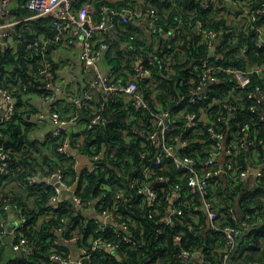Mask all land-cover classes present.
<instances>
[{"label": "built area", "instance_id": "built-area-1", "mask_svg": "<svg viewBox=\"0 0 264 264\" xmlns=\"http://www.w3.org/2000/svg\"><path fill=\"white\" fill-rule=\"evenodd\" d=\"M114 1L117 0H110V2ZM196 1H199L202 9L212 8L213 12L209 13L208 18L214 15L213 23L221 25L224 22L225 25H222L232 33V36L224 41L222 28L217 24L212 26L209 20L204 21L191 15L187 20L179 17L176 26L171 32H167L168 36H177L179 28L187 24L191 30L188 39L196 46L204 45L207 55L199 59L194 70H190L192 74L197 71L194 86L187 87V91L180 95L173 105L156 103V106L152 107L145 101L137 87L139 81L151 74L149 68L141 65V59L137 57L131 66L129 80L118 85L114 82L116 74L113 69L108 68L104 71L100 66L101 59L109 47L104 35L115 25V19L125 24L131 20L130 18L146 12L149 35H156L157 32L162 31L159 23L160 15L153 6L146 5L148 0H133L129 6L120 7L115 4H105L102 6L99 19L95 18V6L91 0H85L80 5H75L74 0H0V50L15 52L19 43L26 40L25 47L28 51L25 54L26 60L32 58L34 51L44 55L49 50L57 63L55 69L46 61H41L36 67L34 73L40 79L43 89L40 93L32 92L29 84L23 83L18 77L16 82L12 83H5L0 78V138L6 124L16 113L22 109L30 111L33 108V113L28 114L29 118L39 125L45 121L51 123L48 131L57 140V151L68 157L72 155L73 166L76 168L78 164L76 150L71 146L66 134L69 132V123H74L77 119L83 121L82 131L91 129L95 125L105 126L109 119V113L103 102L93 108L88 116H84L80 108L82 101L92 100V91L100 88H103V93L106 95L121 94L125 100L132 103L133 109L128 113L127 120L136 121L138 124L142 134L143 149L140 150V168L135 175L126 176L122 186L114 187V202L111 206H101L100 210H96L94 202L82 200L77 194L75 185L70 182L71 176L67 175L61 166L55 167L45 176L32 173L28 177V183L34 185L45 181L51 184L54 189V194L50 198L52 208L67 199L66 195H69L71 200H68L76 211H94L106 219L100 221L94 217L97 230H104L106 226L113 225L116 233L127 242H133L129 226L134 221L122 213L120 205L130 199L132 192L143 195L140 204L148 209V216L156 219L161 226H173L182 213V204L184 202L188 205L189 202L195 204L193 196L197 195L199 206L206 212V221L198 223L195 217V222L198 223V228L206 225L207 228L221 233L224 241L221 248L223 253L221 264H229V258L238 238L253 222L264 219V212L257 220L253 219L250 213H240L236 198L237 193L245 187H264L262 180L264 152L261 150L264 142L258 137L256 122L232 124L237 112L244 108L239 99L237 104L234 101L223 103L221 108L226 109V112L220 111L215 114L209 112L208 107L203 109L198 105L195 110H191L189 106L204 103L206 98L211 96L213 86L224 81L226 75H229V81L233 80L240 89L250 82L251 74L259 77L264 83V60L252 61L249 57L248 41L240 42L239 37L243 27L248 26L253 29L255 50L264 47V0ZM254 1L257 2L256 6H253ZM32 22H38L40 26L35 28ZM46 26L49 27L47 32L44 29ZM25 32L27 35H23ZM137 34L138 32L131 33L130 38H135ZM78 42L81 44L80 64L84 70L91 71L93 76L89 79L85 90L71 95L69 101L72 105L70 111L66 112L60 105L54 104L62 93L57 77L63 59L57 56L61 48H73ZM121 51L125 53L123 47ZM233 55L242 57L243 66L232 61ZM148 63L154 64V59L149 58ZM29 83L32 81L29 80ZM231 96L228 95L227 99ZM246 96L250 101L247 109L255 113L260 121H264V87L255 85L248 90ZM33 98L40 100L41 108H37ZM18 100L20 105L17 103ZM138 111L147 118L143 119L136 113ZM196 133L206 134L205 146L209 149L206 156L202 157L196 151L185 152L190 147L189 137H194ZM128 138L127 135L126 139ZM1 147L0 172H5L9 164L8 155ZM108 151L102 146L92 153H85L88 162L84 168L89 173L97 172L101 161L105 160V155L110 152L113 155L116 148L113 147ZM243 151L246 152V164H243L240 157ZM171 168L174 174L170 173ZM249 178L252 180H248ZM104 181H110L109 174L104 176ZM219 184L232 188L235 196L234 204L224 202L225 193L220 194L219 200L215 194L213 196L207 194L210 185L217 187ZM101 188L109 191L113 186L105 182ZM159 189L163 197H159ZM103 196L105 192L99 197ZM189 196L190 201L187 199ZM260 199L264 202V194ZM4 208L10 212L13 210L18 220L15 224L9 220L11 224L9 230L2 231L0 249L8 243L17 251L24 249L28 252L29 248L27 249L26 245L21 246L20 243L15 242V230L22 222L19 206L6 204ZM160 231L161 228L157 230L158 233ZM57 237L53 241L54 244L75 245L76 253L72 254L70 249L60 253L53 248L47 264H86L92 251L102 247L114 250L116 247L111 240L100 235L90 234L84 242L82 232L77 228L71 229L67 236L61 234ZM181 258L185 262L192 259L201 262L205 254L196 248H188L181 251Z\"/></svg>", "mask_w": 264, "mask_h": 264}, {"label": "trees", "instance_id": "trees-1", "mask_svg": "<svg viewBox=\"0 0 264 264\" xmlns=\"http://www.w3.org/2000/svg\"><path fill=\"white\" fill-rule=\"evenodd\" d=\"M84 1L74 0L75 5H80ZM91 1L95 6V18L99 19L103 5L129 6L131 0ZM256 3L254 1L253 6H256ZM146 5L153 6L159 13L162 31L157 32L156 35H149L148 38L139 32L135 38H130L131 33L139 29L137 24L133 20L122 24L115 19V25L110 27L104 35L109 43L106 57L114 66L113 71L116 74L114 82L117 84L129 80L128 73L131 72V66L137 57L141 59V65L149 68L151 74L138 82V90L150 106L155 107L156 103L170 106L187 91V87L194 86L197 71L192 74L190 70H194L199 59L207 55V49L204 45L196 46L188 39L191 30L187 24L179 28L177 36L166 37L165 33L176 26L179 17L187 20L190 15L202 18L204 21L209 20L212 26L217 24L221 27L224 41L231 38L232 33L224 27V22L222 23L224 25L213 23L215 16L208 18L209 13L213 12L212 8L202 9L199 1L196 0H148ZM20 8L23 11L21 6ZM32 24L35 28L40 26L38 22H32ZM44 29L46 32L49 31L47 26ZM252 31L250 27L244 26L239 34L240 42L247 40L250 45V59L261 62L264 60V47L255 50ZM25 43L26 40L20 42L15 52L0 50V78L5 83H12L16 82L18 77L23 83L29 84L32 92L40 93L43 89L40 79L34 73L36 67L41 61H46L55 69L57 63L49 50L44 55L34 51L32 58L26 60L25 54L28 51ZM122 47L125 53L121 51ZM149 58L154 59V64L148 63ZM232 58L234 63L243 66L242 57L233 55ZM225 78L219 85L213 86L211 96L207 97L204 103L189 106V108L195 110L200 105V108L208 107L209 112L215 114L220 111L226 112V109L221 108L223 103L234 101L237 104L239 99L244 108L237 112V117L232 119V124L256 122L258 137L264 142V121H260L255 113L247 109L250 101L246 96L248 90L255 85L264 87V83L259 77L251 74L250 82L240 89L236 87L233 80L229 81V75ZM29 80L32 83H29ZM228 95H232L230 99H227ZM101 102L109 113L105 126L95 125L91 129L66 133L71 146L77 153H92L102 146H105L107 151L113 147L116 148L113 155L111 152L105 155L100 169L93 173H89L86 168L77 170L73 166L72 155L68 157L59 153L56 149L57 140L50 135L49 131L42 143L31 136L39 125L29 118L28 114L33 113V108L30 111L20 110L6 124L0 138V146L8 155L9 163L5 172H0V238L3 237L2 231L9 230L11 226L9 223L11 212L4 206L16 204L21 210L22 222L15 230V242L20 243L21 246L26 245L29 250L28 252L24 249L17 251L6 243L0 249V264H47L50 261L51 249L56 248L60 253L70 249L65 243L58 245L53 243L58 238L56 232L60 230L62 236H67L73 228L82 232L84 242L90 234H93L108 238L116 244L114 250L102 247L92 251L86 264H221L223 237L219 231L207 228L206 225L198 228V223L206 221V212L199 206L197 195L193 196L195 204L190 202L189 205L187 202L182 204V213L173 226H161L156 219L148 216V209L140 204L143 195L132 192L130 199L120 205L122 213L134 221L129 226L133 242H127L116 233L113 225L106 226L104 230H97L94 217L85 212L76 211L68 199H64L52 208L50 198L54 194V189L51 184L45 181L34 185L28 183V177L32 173L45 176L55 167L61 166L66 174L71 176L70 182L75 185L77 194L82 200L94 202L96 210L113 204L114 187L122 186L126 176L135 175L141 166L142 134L136 121L127 120L128 113L133 109L132 103L125 100L121 94L110 96L98 92L97 98L82 101L81 112L84 116H88ZM17 103L20 105V100ZM54 104L60 105L66 112L70 111L72 105L70 101L65 102L61 99H57ZM136 113L143 119L147 118L140 111ZM82 122L77 119L74 123ZM127 135L128 139H126ZM189 140L190 147L185 152L196 151L202 157L209 153V149L205 146L207 143L205 133H196L194 137H189ZM261 150L264 152L263 146ZM245 156L246 152L243 151L240 156L243 164H246ZM170 173L174 174L172 168ZM108 174L110 181H104V176ZM9 182L14 183V188L5 190ZM105 182L111 184L113 188L109 191L102 190L101 187ZM103 192L105 196L100 198ZM221 193L226 194L224 202L234 204L235 196L232 188L224 184L208 187L207 194L211 196L215 194L218 200ZM262 194H264V187L261 186L245 187L240 190L236 197L239 212L250 213L256 220L261 217L264 212V202L260 199ZM159 197H163L160 189ZM187 199L190 201V196ZM194 206L197 207L194 208ZM195 217L198 223L195 222ZM159 228L161 231L158 233ZM126 231L128 232V229ZM22 240L26 241L22 242ZM188 248L202 251L205 254L204 260L200 262L198 259H192L185 262L181 258V251ZM229 264H264V219L253 222L238 238L229 258Z\"/></svg>", "mask_w": 264, "mask_h": 264}, {"label": "crops", "instance_id": "crops-1", "mask_svg": "<svg viewBox=\"0 0 264 264\" xmlns=\"http://www.w3.org/2000/svg\"><path fill=\"white\" fill-rule=\"evenodd\" d=\"M133 2V0H131ZM130 1V4L132 3ZM147 14V15H146ZM147 18H148V13L142 12L140 16L130 18L137 24V27L139 28L138 30H134V33L136 32H142L143 36L148 38L149 37V32L147 28ZM173 27L169 30L170 32L172 31ZM167 31V32H169ZM166 32V33H167ZM80 50H81V44L80 42L77 43V45L73 48H61L58 51V56L59 58L63 59L62 63L59 66V73L57 79L59 80V84L61 85V95L60 98L61 100L67 102L70 100V97L74 93H81L83 90L87 88V84L89 79L93 76V73L91 71H86L80 64ZM100 66L102 70H106L108 68H114V66L110 63L109 58L106 57V51L101 59ZM130 73V72H129ZM128 73V78L129 74ZM123 76V75H121ZM124 77V76H123ZM117 84V83H116ZM121 84V83H119ZM118 85V84H117ZM98 92L103 93L100 90L92 91L93 98H97ZM106 95V94H105ZM111 96V95H110ZM33 100L37 103V108H41V102L38 98H33ZM60 103V102H59ZM64 103V102H62ZM83 123V122H82ZM82 123L80 124H75L73 122L69 123L68 129L70 132L73 130H78L79 132L82 129ZM38 128L42 130L41 136L40 132L41 131H34L31 136L39 139V141L42 143L44 141V137L46 136V133L48 130L51 128V123L49 121H45L44 123H41L38 125ZM43 146V145H42ZM76 156L78 157V164L76 166L77 170H80L85 167L87 164L88 160L87 157L81 153L76 152ZM248 180H252L249 178ZM10 186H12L14 183L9 182ZM6 185L5 190L9 189ZM9 220L12 224H15L17 219V216L15 213L11 212L9 215ZM9 247V246H7ZM72 254L76 253V246L72 245L69 246Z\"/></svg>", "mask_w": 264, "mask_h": 264}, {"label": "water", "instance_id": "water-1", "mask_svg": "<svg viewBox=\"0 0 264 264\" xmlns=\"http://www.w3.org/2000/svg\"><path fill=\"white\" fill-rule=\"evenodd\" d=\"M147 15V14H146ZM165 36L167 37L168 36V33H165ZM100 91L104 92L103 88H100ZM75 153V152H73ZM67 199H70L69 195H66ZM71 200V199H70ZM87 215L89 216H92V217H95L97 219H99L100 221H105L106 219L99 213H96L94 211H91V212H85ZM61 231H58L56 232V235L57 236H61Z\"/></svg>", "mask_w": 264, "mask_h": 264}, {"label": "rangeland", "instance_id": "rangeland-1", "mask_svg": "<svg viewBox=\"0 0 264 264\" xmlns=\"http://www.w3.org/2000/svg\"><path fill=\"white\" fill-rule=\"evenodd\" d=\"M38 130L41 131V132H40V136H41L42 130H40L38 127H36V131H38ZM36 131H35V132H36ZM42 134H43V133H42ZM13 185H14V184H13ZM13 185L10 186V183H7V186L10 187V188H11V187L14 188Z\"/></svg>", "mask_w": 264, "mask_h": 264}]
</instances>
